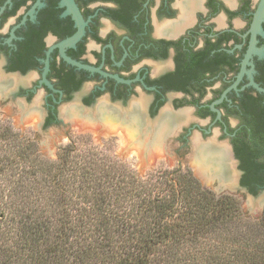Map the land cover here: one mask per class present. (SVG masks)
I'll return each mask as SVG.
<instances>
[{
	"label": "flooded vegetation",
	"instance_id": "obj_1",
	"mask_svg": "<svg viewBox=\"0 0 264 264\" xmlns=\"http://www.w3.org/2000/svg\"><path fill=\"white\" fill-rule=\"evenodd\" d=\"M260 2L74 0L84 35L62 48L79 30L65 0H0V59L6 74L27 77L26 101L42 92L43 128L75 114L111 120L224 176L236 169L248 190L241 156L264 151V20L252 33ZM260 176L258 192L264 167Z\"/></svg>",
	"mask_w": 264,
	"mask_h": 264
},
{
	"label": "trees",
	"instance_id": "obj_2",
	"mask_svg": "<svg viewBox=\"0 0 264 264\" xmlns=\"http://www.w3.org/2000/svg\"><path fill=\"white\" fill-rule=\"evenodd\" d=\"M261 155L241 156L253 195ZM108 163L73 144L46 159L0 123V264H264V212L246 218L192 170L140 177Z\"/></svg>",
	"mask_w": 264,
	"mask_h": 264
},
{
	"label": "rangeland",
	"instance_id": "obj_3",
	"mask_svg": "<svg viewBox=\"0 0 264 264\" xmlns=\"http://www.w3.org/2000/svg\"><path fill=\"white\" fill-rule=\"evenodd\" d=\"M0 64H2L0 65V123L9 125L24 140L35 142L38 152L44 158L56 161L60 151L73 144L80 154H97L107 160L108 164L113 162L118 168L130 170L140 177L149 175L156 177L167 170L177 168L192 170L206 189L219 196L229 194L236 197L246 218L258 220L262 217L264 203L261 197L264 191H259L256 195L237 189L232 191L231 187L214 180L213 174L205 172L199 175L198 171H203L201 161L197 160L193 152L175 155L172 151L175 148L173 142H171L173 147L168 144V151L165 152L158 143L149 145L150 141L147 137L141 142L132 131L129 130L127 133L121 131L126 127H122L119 123H113L111 120L99 122L78 114L72 118L64 117L63 123L59 126L43 128L40 110L42 92L34 96L31 101H26L20 96V90L23 88L22 80L27 77L15 75L9 77L3 73L4 63L1 59ZM30 78L32 80L33 77ZM6 80H10L11 84H7ZM12 80H15L14 84ZM212 138L211 136L206 141H211ZM206 166L215 168L213 163Z\"/></svg>",
	"mask_w": 264,
	"mask_h": 264
},
{
	"label": "water",
	"instance_id": "obj_4",
	"mask_svg": "<svg viewBox=\"0 0 264 264\" xmlns=\"http://www.w3.org/2000/svg\"><path fill=\"white\" fill-rule=\"evenodd\" d=\"M65 2H66V4H67V6L69 7V10L72 11V12L74 13L75 17H76V19H77V21H78V23H79V30H78V32L76 33V35H74L73 37L67 39L66 41H64V42L62 43V48H64L65 46L72 45V44L76 43V42L79 41V40L83 37V35H84V21H83V18H82L81 13L79 12L77 6H76L75 3H74V0H65ZM263 20H264V0H261L260 4H259V6H258L257 12L255 13L254 21H253V25H252L253 40L255 39V35H256L257 31H258L259 24H261V22H262ZM258 32H259V31H258ZM63 56H64V55H63ZM64 58H65V60H66L69 64H72V65L77 66V67H79V68H84V69H86V70L94 71L93 69L88 68V67H86V66H83V65H81V64H79V63H76V62L70 60L69 58H67V57H65V56H64ZM0 65L2 66V64H0ZM3 73H4L5 75L9 76V77H10L11 75H15V76H18V77L20 76L19 73L6 74V73H5V70L3 71ZM205 160H207V161H205V162H206L205 165L209 164V162L212 163L211 160H208V159H205ZM235 166H236V165H234V168H236ZM214 171H216V169H215V168H212V172H214ZM234 173H235V183H234V185H232V186H229V185H228V186L231 187L232 191H235V190L237 189V190L245 191L246 193H250L246 188H243V187L240 186V184H239V180H240V175H241V174L238 173V172L236 171V169H235ZM213 174H214V173H213ZM224 177H228V176H224V175L222 176V175H221V176L219 177V176H217V175L214 174V176H213L212 178H213L214 180H217V181L220 183V181H222L221 179L224 178ZM263 191H264V190H263ZM261 201H262V203H264V195L261 197Z\"/></svg>",
	"mask_w": 264,
	"mask_h": 264
},
{
	"label": "bare ground",
	"instance_id": "obj_5",
	"mask_svg": "<svg viewBox=\"0 0 264 264\" xmlns=\"http://www.w3.org/2000/svg\"><path fill=\"white\" fill-rule=\"evenodd\" d=\"M0 79H1V78H0ZM6 81H7V80H6ZM12 81L15 82V80H12ZM13 82H12V83H13ZM0 84H1V83H0ZM96 125H97V124H96ZM202 160H203V163L201 162L200 165L202 166L203 171H202V170H201L200 172L198 171L199 175L204 174L205 172H206V173H209V174H213V173H214L215 175H217V176H219V177L222 175V174H220L221 172H218V171H217V172H216V171L212 172V171H211L212 168H210V167H208V166L205 165V163H206V162H205V159H202ZM224 161H225V160H224ZM227 162L230 163L229 160H227ZM209 163H210V162H209ZM203 164H204L205 166H204ZM214 165H216V164L214 163ZM205 168H206V169H205ZM232 169H233V168H232ZM218 170H219V169H218ZM224 173H225V172H224ZM214 174H213V175H214ZM211 176H212V175H211ZM222 176H223V175H222ZM205 177H206V176H205ZM221 180H222V181H220V183H222L223 185H224V184L227 185V187H228V185H229V186L234 185V183H235V173H234V171H232V172L228 175V177H224V178H222Z\"/></svg>",
	"mask_w": 264,
	"mask_h": 264
}]
</instances>
